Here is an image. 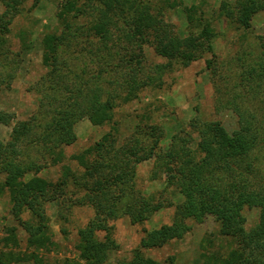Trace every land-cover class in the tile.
Wrapping results in <instances>:
<instances>
[{"label": "trees", "instance_id": "16d2710c", "mask_svg": "<svg viewBox=\"0 0 264 264\" xmlns=\"http://www.w3.org/2000/svg\"><path fill=\"white\" fill-rule=\"evenodd\" d=\"M104 3L97 12L98 19L85 29H74L65 22L70 10L59 12L57 16L65 25L61 34L52 33L44 37L43 61L56 83L63 82L64 71L69 70L63 59L65 40L76 34L90 36L99 40L97 46L91 50L82 47L83 51L76 54L91 57L94 68H88V74H92L95 82L109 76L115 78L119 88L106 90L100 85L89 88L84 79L87 73L82 70L75 87L59 85L58 89L61 87L67 96L40 134H35L27 124H19L14 127L8 142L0 140V177H4L0 194L9 190L12 214L27 232L29 248L33 249L25 255L12 249L1 250L0 264L30 261L45 264L39 252H50L55 246L48 230L45 204L65 195L62 187L66 186L71 174L65 170L63 179L57 184L38 174L63 162V148L71 144L69 127L84 118L93 126L110 125L111 129L91 149L73 157L85 170V194L71 207H90L94 216L87 224L89 238L80 248L79 259H66L57 264H105L110 253L118 249L112 237V221L127 216L135 223H143L164 207L162 201L135 190L137 165L152 159L170 170L167 183L178 188L185 202L177 207L172 224L145 231L131 257L117 264H174V256L158 262L148 257L146 251L184 239L192 230L190 222L207 216L219 223L220 235L230 238L237 247L231 249L226 257L202 254L203 264H264V191L250 189L242 176L245 159L258 145L264 144V124L257 120L252 108L237 103L228 105L237 117V127L232 132L219 121L194 123L192 128L199 138L197 152L189 147L192 141L190 133L187 135L189 139L183 140L181 146H176L174 140L178 136H174V143L164 148L161 142L164 132L158 125L139 129L143 133L140 138L135 137L123 144L118 143V129L113 127L115 110L120 103L131 102L136 91L156 86L175 62L197 59L194 49L201 44V39L209 40L214 36L213 29L208 24L200 35L182 39L162 19L154 16L143 2L128 1V6H125L123 1L121 8L112 0ZM5 4L6 10L0 17V63L8 60L2 47L11 21L19 13L17 4L9 1ZM90 4L92 0H87L76 9L86 14L90 11ZM190 9V13H197L200 8L193 6ZM230 9L227 17L234 18L241 30L248 31L253 18L264 12V0H237ZM189 19H193L191 15ZM150 42L158 53L164 55L166 62L149 63L144 46ZM261 49L264 57V46ZM263 62L257 68L244 67L242 78L249 80L256 76L262 80ZM210 63L208 66L212 67ZM11 121V114L0 111V124L9 125ZM35 150L42 155L41 158L30 156V151ZM30 174L33 177L26 179ZM245 208L260 211L258 221L249 229L243 215ZM26 210L39 213L42 223L37 225L22 220L21 215ZM8 231L5 246L10 248V243L17 246L15 235ZM98 233H104V237L100 239Z\"/></svg>", "mask_w": 264, "mask_h": 264}, {"label": "rangeland", "instance_id": "374dc122", "mask_svg": "<svg viewBox=\"0 0 264 264\" xmlns=\"http://www.w3.org/2000/svg\"><path fill=\"white\" fill-rule=\"evenodd\" d=\"M8 1L17 4L19 13L12 19L10 31L5 36L6 43L2 47L8 60L0 63V111L12 115L9 125L0 124V140L5 143L10 140L14 127L19 124H27L35 134H40L45 123H49L54 111L67 96L60 90L61 87L58 89L59 85L75 87L77 76L82 70L87 73L84 79L89 83V88L95 85L106 90L118 87L115 78L109 76H103L100 81L95 82L92 74H88V68H94L90 62L91 57L76 54L83 51L82 47L91 50L97 46L99 40L89 38L90 36L76 34L65 40L66 53L63 59L69 70L64 71L63 82L56 83L49 74L50 68L43 61L44 37L52 33L61 34L65 25L57 16L59 12L70 10L66 14L65 22L70 23L74 29H85L98 19L97 12L108 0H92L90 11L86 14L79 13L76 8L82 7L87 0H0V17L6 10L5 2ZM112 1L121 8L123 1L128 6V1L135 0ZM136 1L143 2L154 16L162 19L182 39L200 35L201 30L208 24L213 29L214 36L209 40L199 41L201 44L194 49L197 59L175 62L156 86L136 91L131 102L118 105L113 127L118 129L119 144L133 141L135 137L140 138L143 134L139 130L141 128L158 125L164 132L161 141L164 148L174 143V136H178L174 140L176 146H181L183 140L189 139L187 135L190 133L192 141L189 147L197 152L199 138L192 125L197 121H219L232 132L237 127V117L228 106L231 103L252 108L257 120L264 124V77L262 80L256 76L249 80L242 78L244 67L257 68L263 62L261 48L264 46V12L253 18L250 30L244 31L238 27L234 18L226 15L227 10H231L237 0ZM193 6L200 8L197 13L189 12ZM189 15L193 19L190 20ZM151 42L144 46L149 63L166 62L164 55L158 53ZM208 62H211L212 67L208 66ZM110 127L93 126L87 118L71 124V144L63 148V162L47 167L38 174L54 184L63 179L65 170L71 174L66 186L62 187L65 195L57 201L45 204L48 230L55 244L50 252H39L45 264L62 263L66 259L78 260L80 248L89 238L86 227L93 218L94 211L87 206L71 207L73 202L85 194V170L73 157L91 149L110 131ZM29 154L32 158L42 156L36 150ZM242 168L243 180L248 187L264 191V144L258 145L250 153ZM170 173L168 168L155 159L137 165L136 192L146 197H155L165 205L143 223H135L127 216L112 221V237L117 242L118 249L110 253L105 264H117L121 260L129 259L145 231L173 223L177 207L185 202V198L175 185H168ZM31 177L33 174L26 179ZM3 181L4 177H0L1 185ZM11 208L10 192L6 189L0 194V251L12 249L25 255L33 249L29 248V236L13 216ZM243 215L249 229L258 221L260 211L245 208ZM21 218L37 225L43 221L39 213L31 210L24 211ZM190 225L192 230L184 239L147 250L146 255L158 262L174 256V264H203L202 254L226 257L231 249L237 247L230 238L220 235L219 223L213 217L191 221ZM8 230L15 235L17 246L13 243H10V248L5 246L4 239L8 236ZM98 237L102 239L104 233H98ZM12 264H33V261Z\"/></svg>", "mask_w": 264, "mask_h": 264}]
</instances>
